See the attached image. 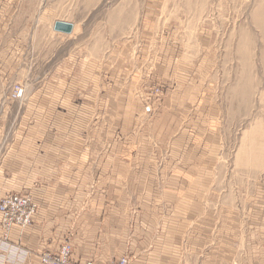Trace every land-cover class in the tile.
<instances>
[{"label":"rangeland","instance_id":"1","mask_svg":"<svg viewBox=\"0 0 264 264\" xmlns=\"http://www.w3.org/2000/svg\"><path fill=\"white\" fill-rule=\"evenodd\" d=\"M28 109H50L57 139L77 123L64 109H99L91 154H163L181 177L146 186L211 187L247 222L264 211V0H0L1 151ZM260 239L237 264H264Z\"/></svg>","mask_w":264,"mask_h":264},{"label":"crops","instance_id":"2","mask_svg":"<svg viewBox=\"0 0 264 264\" xmlns=\"http://www.w3.org/2000/svg\"><path fill=\"white\" fill-rule=\"evenodd\" d=\"M48 110L28 109L18 125L27 135L13 137L0 150V201L10 193L31 195L38 207L33 224L15 226L7 241L0 227V264H41V253H55L65 242L79 264H115L124 256L132 264H237L245 243L248 251L260 242L262 203L250 207L253 219L246 222L244 206L223 196L213 201L211 187L205 193L189 188L194 200L188 202L165 197L179 194L178 187L144 183L181 177L174 166L166 168L163 154H91L99 109H64L67 119L76 113L77 123L69 128L58 122L59 139ZM93 142L92 147L98 143L94 135ZM97 162L104 163L103 171L95 170ZM187 175L198 177L196 170Z\"/></svg>","mask_w":264,"mask_h":264},{"label":"built area","instance_id":"3","mask_svg":"<svg viewBox=\"0 0 264 264\" xmlns=\"http://www.w3.org/2000/svg\"><path fill=\"white\" fill-rule=\"evenodd\" d=\"M16 96L20 97L22 90H15ZM37 213V205L30 195L6 194L0 201L1 234L3 241H7L12 229L16 226L21 229L32 225L33 217ZM73 247L70 242H65L55 253L43 252L40 255L41 264H79L73 259ZM83 264H97L88 261ZM117 264H132L129 257H123Z\"/></svg>","mask_w":264,"mask_h":264},{"label":"water","instance_id":"4","mask_svg":"<svg viewBox=\"0 0 264 264\" xmlns=\"http://www.w3.org/2000/svg\"><path fill=\"white\" fill-rule=\"evenodd\" d=\"M74 26L69 23L57 22L54 26V30L56 32L64 33V34H72Z\"/></svg>","mask_w":264,"mask_h":264},{"label":"bare ground","instance_id":"5","mask_svg":"<svg viewBox=\"0 0 264 264\" xmlns=\"http://www.w3.org/2000/svg\"><path fill=\"white\" fill-rule=\"evenodd\" d=\"M37 212H38V207H37ZM37 214V213H36ZM36 214L34 215V217L36 216ZM34 217H33V219H34ZM33 224V223H32ZM31 226V225H30ZM29 227V226H28ZM28 227H26V228H28ZM23 230V229H22ZM9 239V238H8ZM7 239V240H8Z\"/></svg>","mask_w":264,"mask_h":264}]
</instances>
